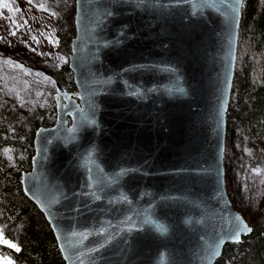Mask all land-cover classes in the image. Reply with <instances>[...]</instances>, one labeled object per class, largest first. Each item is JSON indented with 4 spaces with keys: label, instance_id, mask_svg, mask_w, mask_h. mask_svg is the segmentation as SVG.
I'll return each mask as SVG.
<instances>
[{
    "label": "water",
    "instance_id": "obj_1",
    "mask_svg": "<svg viewBox=\"0 0 264 264\" xmlns=\"http://www.w3.org/2000/svg\"><path fill=\"white\" fill-rule=\"evenodd\" d=\"M243 1L74 0L76 90L21 179L65 264H214L251 232L224 172Z\"/></svg>",
    "mask_w": 264,
    "mask_h": 264
},
{
    "label": "trees",
    "instance_id": "obj_2",
    "mask_svg": "<svg viewBox=\"0 0 264 264\" xmlns=\"http://www.w3.org/2000/svg\"><path fill=\"white\" fill-rule=\"evenodd\" d=\"M67 3L72 12L73 0ZM67 19L57 12L55 35L61 50L68 53L75 28L72 16L69 24ZM3 79H0V221L5 224L8 241L19 250L5 245L0 253L9 257L11 264H65L48 222L25 195L21 179L32 166L36 130L55 121L56 84L70 93L76 90L71 70L63 64L52 76L46 74L45 93L37 91L38 95L24 101L28 114L14 108L7 95L17 98L20 95H15ZM226 138L238 141L250 156L258 155L260 142L264 140V0H244L241 8L226 111ZM250 166L263 183V195L257 199L256 209L264 213V166ZM230 200L234 206L231 197ZM249 225L251 232L238 242L225 244L214 264H264V220L257 219Z\"/></svg>",
    "mask_w": 264,
    "mask_h": 264
},
{
    "label": "rangeland",
    "instance_id": "obj_3",
    "mask_svg": "<svg viewBox=\"0 0 264 264\" xmlns=\"http://www.w3.org/2000/svg\"><path fill=\"white\" fill-rule=\"evenodd\" d=\"M3 2L9 7H0V79L5 78V85L11 87L15 95H20L19 98L7 95L11 98L14 108L20 113L28 114L29 110L23 106L26 105L24 101H29L31 95H38L37 91L45 93L46 74L52 76L61 65H68L70 51L67 53L61 50L55 35L56 16L57 12L61 15L63 13L68 18V24L72 16L74 25L75 8L72 12L69 10V0ZM13 21L20 27H15ZM12 32H15V35H12ZM260 147L258 155L250 156L238 141L225 138L226 192L233 199L234 208L241 213L248 225L257 219L264 220V213H259L256 209L257 199H261L263 195L262 182L256 170L253 168L252 171L250 166H264V140H261ZM5 231V224L0 221L2 238L8 240ZM5 245L8 244L0 242V250L4 249ZM9 261V257L0 253V264H8Z\"/></svg>",
    "mask_w": 264,
    "mask_h": 264
},
{
    "label": "snow or ice",
    "instance_id": "obj_4",
    "mask_svg": "<svg viewBox=\"0 0 264 264\" xmlns=\"http://www.w3.org/2000/svg\"><path fill=\"white\" fill-rule=\"evenodd\" d=\"M32 0H29V3H31ZM0 7H3V8H8L9 5L7 3H4L3 0H0ZM41 7H43V5H41ZM13 24L15 25V27L19 28L20 25L19 24H16L15 21H13ZM12 35H15V32H12L11 33ZM10 151L9 149H5V152H8ZM245 227H247V225H245ZM249 232L252 230L251 228H248L247 229ZM235 238L238 240L239 239V227H237V230L235 232ZM0 242H3L5 244H8L10 247H13V248H16V250L18 251L19 249L17 248V246L15 244H12L10 241L6 240V239H3L2 238V233H0ZM8 264H11V262L9 261Z\"/></svg>",
    "mask_w": 264,
    "mask_h": 264
}]
</instances>
